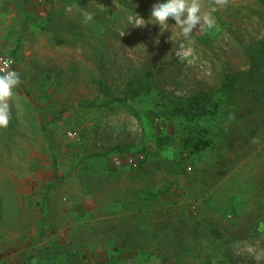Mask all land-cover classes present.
I'll return each instance as SVG.
<instances>
[{
    "label": "rangeland",
    "instance_id": "rangeland-1",
    "mask_svg": "<svg viewBox=\"0 0 264 264\" xmlns=\"http://www.w3.org/2000/svg\"><path fill=\"white\" fill-rule=\"evenodd\" d=\"M51 1L52 21L46 0L26 2L39 17L25 26L39 35H20L22 82L0 134V264H26L32 248L48 258L70 250L75 264H102L110 254L127 264H264V96L248 100L247 88L203 155L155 151L122 165L131 170L122 176L102 153L117 144L134 146L122 155L136 152L164 119L148 111L147 125L80 105L96 96L102 74L117 93L130 74L146 72L177 95L217 88L227 72L245 77L250 52L264 42V0H229L211 13L215 27L190 39L171 18L163 32L148 22L163 0ZM201 2L210 11L211 0ZM139 17L146 23L133 25ZM160 88L145 103L156 110ZM142 189L163 193L147 201Z\"/></svg>",
    "mask_w": 264,
    "mask_h": 264
},
{
    "label": "trees",
    "instance_id": "trees-1",
    "mask_svg": "<svg viewBox=\"0 0 264 264\" xmlns=\"http://www.w3.org/2000/svg\"><path fill=\"white\" fill-rule=\"evenodd\" d=\"M75 1L77 0H58L62 7ZM45 7L47 20L52 21L55 11L53 2L46 0ZM11 57L16 61L15 55ZM249 62L245 77L239 73L227 72L217 88L201 89L187 95L172 94L161 89L155 84L151 75L146 72L130 74L117 93L102 74L94 79L97 86L96 96L92 100L81 102L80 105L87 110L98 108L112 114L123 111L132 114L141 123L145 122L144 124L147 123V125L153 123V119L151 120L146 114L148 111H152L156 119H164L163 122L166 125L164 128L157 127L156 130H153L149 145L143 143L137 149L145 154V160L141 164L153 157L155 151L163 149H171L178 158L192 155L201 156L206 150L213 148L218 141L223 128L222 121L224 119L234 120V114L238 112L245 101L247 88L249 89L251 86L252 90L251 96H247L248 100L254 99L258 95L264 96V91L260 90L261 92L258 93L257 90L258 85L264 81V42L253 47L249 54ZM156 88H160L155 93L159 99L157 110L145 104ZM238 91L240 100L237 96ZM133 148L134 146L130 144H117L102 155L124 154ZM161 193H163L162 189L143 192L144 199L147 201L157 198ZM74 253L70 250L60 249L54 252L53 257L48 258L40 255L36 248H32L28 252L26 264H48L50 263L48 259L51 258L53 261L50 264H75L73 262ZM109 256L111 257L102 264H127L115 259L114 254ZM207 263L227 264L211 259L207 260Z\"/></svg>",
    "mask_w": 264,
    "mask_h": 264
},
{
    "label": "clouds",
    "instance_id": "clouds-1",
    "mask_svg": "<svg viewBox=\"0 0 264 264\" xmlns=\"http://www.w3.org/2000/svg\"><path fill=\"white\" fill-rule=\"evenodd\" d=\"M210 11L202 12L201 0H163L155 3L151 9L149 23L158 24L161 32L169 27V19H173L181 35L190 39L195 30L204 31L215 27V20L211 13L224 9L229 0H211ZM91 17H89L90 19ZM143 18L133 24L143 26ZM124 35V34H122ZM158 43V40L156 41ZM11 59L5 60L0 67V128H7L11 120V101L15 96V89L21 84L17 71L11 69ZM253 142H257L254 138Z\"/></svg>",
    "mask_w": 264,
    "mask_h": 264
},
{
    "label": "crops",
    "instance_id": "crops-1",
    "mask_svg": "<svg viewBox=\"0 0 264 264\" xmlns=\"http://www.w3.org/2000/svg\"><path fill=\"white\" fill-rule=\"evenodd\" d=\"M26 2L27 0H25L24 3L22 2V0H0V55L1 54L8 56L15 55L16 63L17 61L22 59L23 50H24L23 49L24 45H22L20 35L23 34V32H25V35L29 37H32L34 35L36 36L39 35L37 28H35L34 26L32 28L31 26H25L26 25L25 22L32 24L33 22H37L39 17L38 14L33 13L31 8H28L26 6ZM24 13L26 14L23 15ZM42 26L40 25L41 29ZM43 33L45 36H48L47 33H49V31L44 27ZM44 35H42V37ZM16 66L18 67V64H16ZM15 95H17V90H15ZM44 121L48 122L49 120H44ZM44 125L45 124L43 123L42 127ZM5 131H6L5 128H0V134L5 133ZM40 132L43 137L47 138L48 133L46 132V130L43 131V129L41 128ZM108 156L110 158V155ZM108 156L106 159L107 163L109 162ZM55 158L56 156H54V159ZM110 168L114 170L115 173L119 176H122L123 173L131 171L125 169L123 166L122 167L120 166L119 168H112V167ZM144 170H147V168L145 169L144 167ZM119 186L118 187L121 188V185ZM146 190H152V189H145V190L142 189L141 192L139 193L141 196L139 195L138 198L144 199L143 192ZM117 199L121 200V196L119 195Z\"/></svg>",
    "mask_w": 264,
    "mask_h": 264
},
{
    "label": "built area",
    "instance_id": "built-area-1",
    "mask_svg": "<svg viewBox=\"0 0 264 264\" xmlns=\"http://www.w3.org/2000/svg\"><path fill=\"white\" fill-rule=\"evenodd\" d=\"M11 59L13 63L11 64V69L17 71V66L15 60L8 55H0V67H3L4 61ZM68 134L72 137L75 136V133L68 132ZM145 160V154L142 151H136L130 154L122 155V154H114L110 158V162L115 167H120L124 164L137 166L140 165Z\"/></svg>",
    "mask_w": 264,
    "mask_h": 264
}]
</instances>
